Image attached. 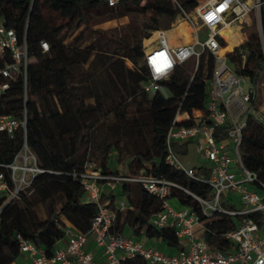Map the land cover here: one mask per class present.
Segmentation results:
<instances>
[{
  "label": "trees",
  "instance_id": "trees-1",
  "mask_svg": "<svg viewBox=\"0 0 264 264\" xmlns=\"http://www.w3.org/2000/svg\"><path fill=\"white\" fill-rule=\"evenodd\" d=\"M261 1V38L252 26L247 29V39L228 56L237 74L247 77L254 86V105L264 100V0ZM196 2L118 0L109 5L106 0H0V20L16 30L31 52L26 99L18 78L0 94V113L22 117L25 110L26 142L42 169L34 176L29 192H21L19 198L5 204L0 200V264H14L20 254L17 234L51 253L62 237L61 216L80 231L88 229L96 206L83 198L77 179L67 174L81 172L88 160L106 175L143 174L176 183L180 187L171 186L168 198L175 197L205 221L203 238L210 248L233 250L235 245L224 233L235 226L238 218L219 214L206 220L198 202L182 188L204 195L209 187L166 162V131L177 110L188 114L194 109L206 110L213 56L206 51L197 58L190 56L176 64L166 80L159 81L167 95L162 88L148 93L142 88L150 79L140 40L147 36L144 30L138 28L139 38L133 31L115 35L96 26L113 18L141 16L144 29L155 30L159 18L165 16L172 21L183 17L181 9L193 8ZM221 33L230 45L240 38L229 26ZM40 41L47 42V50H41ZM229 50L227 44L219 48L221 54ZM191 122L188 119L175 124ZM223 128L220 126L217 132ZM22 135L21 130L8 141V160L21 144ZM172 148L184 153L186 144L173 142ZM239 152L246 168L256 171L264 167V126L250 115L242 130ZM113 154V161L124 154L121 168L112 164ZM118 184L117 194L102 192L101 196V202L114 210L115 231L129 229L136 237L154 238L177 250L184 247V240L176 236L173 228L156 227L152 222L161 210L160 199L138 181L122 180ZM118 198L124 203L121 210ZM45 202L53 206L46 218L39 219L33 208ZM122 264L147 262L134 256L125 258Z\"/></svg>",
  "mask_w": 264,
  "mask_h": 264
},
{
  "label": "built area",
  "instance_id": "built-area-1",
  "mask_svg": "<svg viewBox=\"0 0 264 264\" xmlns=\"http://www.w3.org/2000/svg\"><path fill=\"white\" fill-rule=\"evenodd\" d=\"M114 5L118 0H106ZM261 0H197L188 12L181 9L183 19L192 27V42L169 46L166 35L144 52V63L150 79L142 84L144 91L153 93L162 88L159 81L166 80L178 63L190 56L196 58L203 51L213 56L214 65L208 78V100L205 112L188 114L177 110L166 131V162L176 171L185 174L209 187L206 194L193 193L185 188L199 204L205 219L226 214L238 218L234 227L224 236L231 240L233 250H212L203 238L205 221L189 206L173 208L168 202L171 186L176 183L163 178L143 174L136 176L106 175L88 160L81 172H68L77 179L87 200L96 206L86 231H80L69 222H63L62 237L58 239L51 253L38 247L33 241L17 234L20 253L28 254L22 264H122V260L141 256L147 264H264V167L253 171L242 162L239 146L242 130L248 115L264 126V100L253 104L254 86L247 77L237 74L235 64L229 61V54L247 39L246 26H252V16L257 21L256 29L261 38ZM240 38L226 54L218 49L225 42L221 29L228 25ZM206 37L199 40V31ZM41 50L48 49L46 41H40ZM244 58V53H241ZM31 60L25 40H19L14 28L0 20V94L20 78L23 98L27 95V67ZM226 60L233 66L230 67ZM251 92V95H250ZM185 114L184 117H180ZM25 110L22 117L0 113V200L3 204L19 198L21 192H29L34 176L41 172L36 155L25 137ZM191 119L190 124H175V121ZM223 126L221 133L217 129ZM22 130V142L8 160V141ZM219 135V137L217 136ZM191 141L195 151L206 160V164L186 166L172 148L173 142ZM122 180L138 181L154 197L162 202L161 210L152 219L156 227L173 228L185 245L174 253H165L148 245L129 232L114 230V210L101 202L103 186L114 189ZM239 194L241 204L236 206L231 197ZM118 209L124 208L118 201ZM201 233L197 234L198 230Z\"/></svg>",
  "mask_w": 264,
  "mask_h": 264
},
{
  "label": "rangeland",
  "instance_id": "rangeland-1",
  "mask_svg": "<svg viewBox=\"0 0 264 264\" xmlns=\"http://www.w3.org/2000/svg\"><path fill=\"white\" fill-rule=\"evenodd\" d=\"M192 8L189 7L188 10L186 11H190ZM251 18H252V26L256 28L257 26V21L255 20V18L252 16L251 14ZM179 19H183L182 17H176L175 19H173L172 21H169L167 18L165 17H161L159 18V22H157L158 24V28L155 30H167L170 29L172 27V24L175 23L177 20ZM97 27H100L102 29H106L109 30L110 32H112L115 35H120L122 33L125 32H135L137 34V36L140 38L139 34H138V28H142L145 32V34L147 36L142 37V39L140 38L141 42H142V46L143 48H147L150 44H154L157 42V38L153 41L149 40V36L151 35V33L155 30H146L143 27V20L141 18V16H123V17H118V18H113L110 20H105L103 22H100L99 24L96 25ZM250 26H246V33H247V29L252 27ZM232 29H236L235 25L232 24ZM199 40H203L206 37V33L204 30H200L199 31ZM158 37V36H157ZM177 38V37H176ZM225 40V38H224ZM225 45H226V40H225ZM224 45V46H225ZM226 63L232 67L234 69V66L228 61L226 60ZM127 66L129 67H133L132 63H130L129 61H126ZM262 90H261V95L264 96V77H262ZM162 93L167 95L168 91L166 88H162L161 89ZM193 113H197L196 110H193ZM179 157V159L183 162L184 165L189 166V165H200L201 163H205L206 160L205 158L198 152L195 151L194 149V145L190 144L188 147V150L186 153H181L178 151H175ZM115 155H112V164L114 163V166L117 165L119 168H121V161L124 157V154L120 155L117 157V161H113V157ZM83 198L86 199L87 198V192L84 191L83 193ZM232 202L236 205L239 206L241 204V200L239 197V194L234 193L231 197ZM53 205L50 202H45V203H38L34 206L33 210L35 212V215L39 218V219H44L49 215V211L50 208ZM54 207H58V203L54 204ZM28 220L32 221V217L28 214ZM16 259H18V256L16 257Z\"/></svg>",
  "mask_w": 264,
  "mask_h": 264
},
{
  "label": "crops",
  "instance_id": "crops-1",
  "mask_svg": "<svg viewBox=\"0 0 264 264\" xmlns=\"http://www.w3.org/2000/svg\"><path fill=\"white\" fill-rule=\"evenodd\" d=\"M165 17V16H164ZM166 18V17H165ZM190 34H191V37H192V40L190 41V42H192L193 40H194V34L192 33V31L190 32ZM166 35V34H165ZM167 38V37H166ZM167 43H168V45L169 46H178V45H182V44H186L185 42H183L182 41V39H181V37H177V38H175L171 43L170 42H168V39H167ZM187 43H189V42H187ZM151 45L152 44H150L147 48H143V50H144V52L145 51H148L149 50V48L151 47ZM224 45H225V42H224ZM223 45V46H224ZM232 49V48H231ZM230 51V50H229ZM228 51V52H229ZM228 52H226V53H228ZM194 110H196V109H194ZM197 111V110H196ZM193 112V111H192ZM178 143H185L186 144V151L184 152V153H186L187 152V150H188V147H189V145L190 144H193L191 141H184V142H178ZM194 145V144H193ZM195 149V148H194ZM204 164H206V163H201L200 165H197L198 167H200L201 165H204ZM189 166H195V165H189ZM119 189H120V185L119 184H117V186L114 188V189H109L107 186H103V193L104 194H106V195H110V194H113V193H115V194H117L118 192H119ZM118 200H121V199H117L116 200V202L118 201ZM168 202H169V204L173 207V208H175V209H179V208H181V207H183V205H181L180 203H179V201L175 198V197H171V198H169L168 199ZM61 219H62V221L63 222H68L67 221V219L64 217V216H61ZM195 229H197L198 230V232H197V234H199V233H201L200 232V230L197 228V227H195ZM129 231V229H126L125 230V233L126 232H128ZM138 238H140L143 242H145L146 244H148V245H152V246H155V247H157L159 250H161V251H163V252H165V253H174V252H176L177 251V249H174V248H171V247H169V246H167L165 243H163V242H160V241H156L154 238H147V237H145V236H137ZM184 240V239H183ZM184 245H185V241H184ZM28 259V254H26V253H20L19 255H18V259H16L15 261H14V264H22L25 260H27Z\"/></svg>",
  "mask_w": 264,
  "mask_h": 264
},
{
  "label": "bare ground",
  "instance_id": "bare-ground-1",
  "mask_svg": "<svg viewBox=\"0 0 264 264\" xmlns=\"http://www.w3.org/2000/svg\"><path fill=\"white\" fill-rule=\"evenodd\" d=\"M228 25L224 26L223 28L227 27ZM222 28V29H223ZM221 29V30H222ZM192 31V27L190 26V24L188 22H186L184 19H179L177 20L175 23L172 24V27L170 29L167 30H155L151 33V35L149 36V40L153 41L156 38H158L162 32L163 34H166V37L168 39V42H172L176 37H181L182 41L187 43L190 42L192 40L191 34L190 32ZM158 36V37H157ZM226 44L229 47H233L234 45H230L226 42ZM218 53L221 54L219 52L218 49Z\"/></svg>",
  "mask_w": 264,
  "mask_h": 264
},
{
  "label": "water",
  "instance_id": "water-1",
  "mask_svg": "<svg viewBox=\"0 0 264 264\" xmlns=\"http://www.w3.org/2000/svg\"><path fill=\"white\" fill-rule=\"evenodd\" d=\"M227 54V53H226ZM250 95H251V92H250Z\"/></svg>",
  "mask_w": 264,
  "mask_h": 264
}]
</instances>
